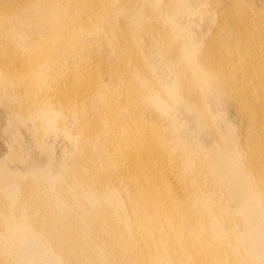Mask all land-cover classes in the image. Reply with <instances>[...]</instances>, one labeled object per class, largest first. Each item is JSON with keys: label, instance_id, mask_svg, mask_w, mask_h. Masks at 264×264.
Here are the masks:
<instances>
[{"label": "bare ground", "instance_id": "1", "mask_svg": "<svg viewBox=\"0 0 264 264\" xmlns=\"http://www.w3.org/2000/svg\"><path fill=\"white\" fill-rule=\"evenodd\" d=\"M0 105V264H264V0H0Z\"/></svg>", "mask_w": 264, "mask_h": 264}, {"label": "rangeland", "instance_id": "2", "mask_svg": "<svg viewBox=\"0 0 264 264\" xmlns=\"http://www.w3.org/2000/svg\"><path fill=\"white\" fill-rule=\"evenodd\" d=\"M5 112L6 111L4 110V107L0 105V125L1 126H5L6 124L5 122H6L7 114ZM4 136L0 132V159L5 158L6 154H8V144H7L9 142L8 136L7 138L6 136L5 137ZM56 146H57V149H56L57 152L60 153L67 146V143L62 140V141H59Z\"/></svg>", "mask_w": 264, "mask_h": 264}]
</instances>
